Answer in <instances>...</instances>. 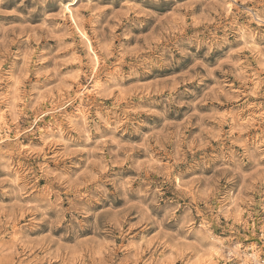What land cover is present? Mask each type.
Instances as JSON below:
<instances>
[{
    "label": "rangeland",
    "instance_id": "374dc122",
    "mask_svg": "<svg viewBox=\"0 0 264 264\" xmlns=\"http://www.w3.org/2000/svg\"><path fill=\"white\" fill-rule=\"evenodd\" d=\"M0 264H264V0H0Z\"/></svg>",
    "mask_w": 264,
    "mask_h": 264
}]
</instances>
